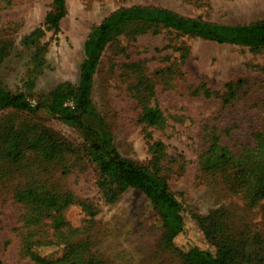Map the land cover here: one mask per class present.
<instances>
[{
  "label": "rangeland",
  "instance_id": "374dc122",
  "mask_svg": "<svg viewBox=\"0 0 264 264\" xmlns=\"http://www.w3.org/2000/svg\"><path fill=\"white\" fill-rule=\"evenodd\" d=\"M134 7L224 26L264 21V0H65L56 32L45 24L57 13L53 0H0V90L24 94L33 106L48 103L60 87L74 91L92 30ZM228 84L236 88L225 105ZM203 85L211 92L199 89ZM90 99L86 126L102 133L122 159L163 179L204 227L233 242L243 258L239 264H264V200L251 206L211 168L210 156L203 158L210 146L205 129L215 128L223 145L264 131V46L218 44L129 24L107 43ZM147 109L159 110L164 121L143 122ZM90 141L84 130L45 110L0 111V264H33L21 251L23 237L89 242L84 256L102 264H184L177 248L211 249L192 220L169 245L160 212L138 190L110 201ZM154 143L163 145L162 159ZM29 190L71 194L74 203L57 224L48 216L28 226V209L16 196Z\"/></svg>",
  "mask_w": 264,
  "mask_h": 264
},
{
  "label": "trees",
  "instance_id": "16d2710c",
  "mask_svg": "<svg viewBox=\"0 0 264 264\" xmlns=\"http://www.w3.org/2000/svg\"><path fill=\"white\" fill-rule=\"evenodd\" d=\"M53 4L57 13L49 14L45 24L49 29L58 32L59 24L65 16V0H53ZM135 23L162 27L218 44L264 46V21L250 25L224 26L179 17L158 8H122L90 33L85 43V60L81 66L80 81L74 91L60 87L48 103L33 106L24 94L13 95L0 90V111L14 110L34 115L45 110L52 118L84 130L91 138V154L104 176V186L107 187L110 201L115 202L119 195L128 189L143 193L160 212L167 228L169 245L175 246L174 240L185 233L187 220H192L200 228L211 249L197 246L187 250L177 248L184 264H239L243 258L233 242L219 238L215 230L204 227L202 221L186 209L163 179L122 159L101 132L100 135L99 131L84 124L85 116L92 110L90 93L107 43L112 34L121 27ZM1 62L0 55V64ZM226 87L231 94L223 101L225 105L230 103L236 86L228 84ZM199 89L211 92L205 85ZM70 100L75 102L73 109L67 106ZM141 120L150 126H156L164 121V118L159 110L147 109L141 114ZM216 131L215 128L204 130L208 132L210 146L203 158L210 156L213 161L211 168L223 175V180L229 182L230 189L241 194L251 206H257L264 200V131L254 132L253 139L247 142L241 141L239 136H234L225 145L221 144ZM153 148L157 159H162L163 145L154 143ZM16 198L18 203L28 209L27 225L34 227L42 218L48 216L56 223V218L62 211L74 203L71 194L58 196L39 190L21 192ZM23 240L21 251L33 264H102L96 256L87 259L84 256L85 249L91 246L89 242H78L64 236L49 240L23 237ZM50 250H57L60 255L51 257L49 253H44Z\"/></svg>",
  "mask_w": 264,
  "mask_h": 264
}]
</instances>
